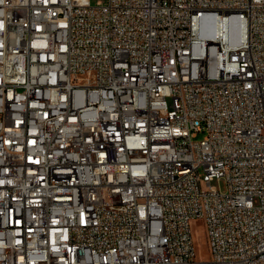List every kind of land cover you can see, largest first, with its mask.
Listing matches in <instances>:
<instances>
[{"label": "built area", "instance_id": "obj_1", "mask_svg": "<svg viewBox=\"0 0 264 264\" xmlns=\"http://www.w3.org/2000/svg\"><path fill=\"white\" fill-rule=\"evenodd\" d=\"M0 264H264V0H0Z\"/></svg>", "mask_w": 264, "mask_h": 264}, {"label": "rangeland", "instance_id": "obj_2", "mask_svg": "<svg viewBox=\"0 0 264 264\" xmlns=\"http://www.w3.org/2000/svg\"><path fill=\"white\" fill-rule=\"evenodd\" d=\"M97 0H91V2H96ZM104 1V0H100ZM203 134L197 137V140L202 138ZM211 186L224 190V182L222 180H213ZM192 238L197 253L198 259L209 260L210 259V249L208 243V236L204 227V223L201 220H195L191 224Z\"/></svg>", "mask_w": 264, "mask_h": 264}]
</instances>
